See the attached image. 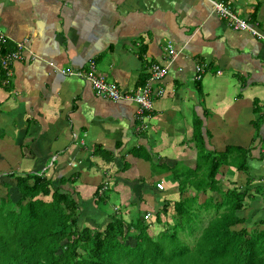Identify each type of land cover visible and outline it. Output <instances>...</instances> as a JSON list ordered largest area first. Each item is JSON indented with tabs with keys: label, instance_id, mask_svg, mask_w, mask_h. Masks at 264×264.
<instances>
[{
	"label": "crops",
	"instance_id": "obj_1",
	"mask_svg": "<svg viewBox=\"0 0 264 264\" xmlns=\"http://www.w3.org/2000/svg\"><path fill=\"white\" fill-rule=\"evenodd\" d=\"M230 1L239 17L264 29V0ZM0 30L7 46L23 41L25 47L6 85L0 67V169L37 171L55 183L64 178L58 185L75 191L88 210L96 188L102 200L92 202L98 209L110 194L134 203L139 198L140 205L147 192L155 195L150 180L170 174L150 169L141 155L158 167L175 161L193 167L198 119L208 148L251 147L249 184L231 166L220 174L236 189H248L241 217L249 220L251 207L264 213V119L254 138L251 111L254 100L264 112V44L230 29L207 0H0ZM166 43L179 52L159 83L162 95L141 122L133 102L96 97L87 81L47 64L93 65L106 81L132 90L150 63L162 61ZM195 64L204 68L200 92ZM146 201L147 207L156 202Z\"/></svg>",
	"mask_w": 264,
	"mask_h": 264
},
{
	"label": "trees",
	"instance_id": "obj_2",
	"mask_svg": "<svg viewBox=\"0 0 264 264\" xmlns=\"http://www.w3.org/2000/svg\"><path fill=\"white\" fill-rule=\"evenodd\" d=\"M3 47L2 51L12 48L7 40ZM194 82L200 92L198 81ZM243 86L240 84V88ZM259 107L252 100L254 138L264 123V112ZM193 130V167L182 164L176 172V161L170 167L162 166L161 172L169 171L170 179L176 182L177 193L152 214L154 226H161L153 235L148 232L151 221L146 222L138 209L139 198L127 218L114 211L101 222L98 215L94 220L92 212L84 210L86 205L75 191L59 186L64 178L55 183L37 171L15 175L17 200L11 201L7 191L0 196V264H264V213H254L262 214L257 221L254 216L249 220L241 217L248 189L222 188L216 178L231 166L246 173L245 182L249 184L247 161L251 147L225 145L213 150L204 145L198 119ZM141 156L153 170L155 165L148 154ZM1 174L12 176L10 171ZM8 186L4 184L6 189ZM207 192H214L216 198ZM200 193L205 196L198 201ZM100 198L96 188L91 201ZM201 213L211 215L200 227ZM161 215L171 221L161 219ZM179 233L191 242L184 243Z\"/></svg>",
	"mask_w": 264,
	"mask_h": 264
},
{
	"label": "built area",
	"instance_id": "obj_3",
	"mask_svg": "<svg viewBox=\"0 0 264 264\" xmlns=\"http://www.w3.org/2000/svg\"><path fill=\"white\" fill-rule=\"evenodd\" d=\"M211 4L212 11L215 15L224 20L226 25L232 30L245 31L253 38L264 44V29L258 23L250 18L239 17L231 7L230 0H207ZM6 42V36L0 30V67L3 71L4 78L2 84L6 85L12 75L11 64L14 61L24 59L23 41L14 43V46L9 50H3V45ZM178 49H175L170 43L163 46V57L161 62H152L148 68V75L142 85L134 87L132 90L122 91L116 84L108 82L105 78L94 70L93 65H89L88 69L82 70L78 68H57L52 63H47L55 71L63 76H72L81 78L87 81L96 97L106 99L112 102L116 101H131L135 104V119L142 121L143 115L150 112L153 107V100L163 93L162 79L166 76L170 65L178 54ZM31 59L35 55H30ZM204 72V68L200 64L194 65V80H199ZM104 186L102 187V189ZM101 192V189L98 190ZM148 214H144L147 218Z\"/></svg>",
	"mask_w": 264,
	"mask_h": 264
},
{
	"label": "rangeland",
	"instance_id": "obj_4",
	"mask_svg": "<svg viewBox=\"0 0 264 264\" xmlns=\"http://www.w3.org/2000/svg\"><path fill=\"white\" fill-rule=\"evenodd\" d=\"M107 62H108V59H105V60L102 61V64L103 65H106ZM95 71H97L98 73H101L97 69H95ZM22 152H23V150H22ZM4 159H6V158H4ZM176 163H177V165H176L175 168H173V170L175 169L176 172H179L181 170V168H182V164L179 161H176ZM3 168L4 169H0V196L5 195V193L7 191L8 192V195L10 197V200L11 201H15L18 198V192H17V190L13 186V184H14V177H15V175L21 174V173H19L16 170V169H19L18 167L13 168V169H11L10 167H8V168L3 167ZM154 168L158 169V171H160L159 173H163V172H161V170H163V168L161 166H159V167L158 166H155ZM5 171L12 172V176H5V175L1 174V173H4ZM14 172H16V173L14 174ZM31 172H34V171H31ZM242 173L244 175L246 174L244 172H242ZM168 175L169 174L166 173V175L163 176V177H160V178H157V179H154V180H150L151 185H152L151 187L155 191V193H154L155 195L154 196H151L150 193L147 192L145 194V196H144L145 197V202L143 204L140 203V205H138V209L140 210V213L141 214H145L147 212L149 214L147 216V219H145V221L146 222L147 221H151V224L148 226V232L150 234H152V235L155 234L156 232H158L159 229H161L160 224L156 225V227L154 226L155 224L153 223L152 214L159 207V204L160 203H162L163 201L169 200V199L172 200V198H175V196H176V191H177L176 190V183L172 179H170ZM216 178L219 179V183H220V186L222 188H231V187H234V186L231 185V183H229V181H227L228 182L227 183V182H225L223 180V175L222 174L218 173L216 175ZM256 179H257V177H256ZM29 182H31V180H29ZM5 183H7L9 185L8 186L9 189H6L4 187V184ZM108 191L114 192L113 191V187L112 186H108ZM131 194H132V192H131ZM207 194H211L215 198L217 196L215 193H209V192H207L206 195ZM113 196H114V194H110V196H109V199L110 200H108L107 202H104V203H100V205H99L100 211L97 210L98 207L95 204H93V202L91 201V199L88 201V204H90L89 206L92 207V209H94V210H92V209H89L88 210L87 209V211H92L91 214H92V218L94 220H96V218H94L96 215H98L100 217H103L104 215H101V213H105V215H113L114 214V211H115V212H117V215L121 216L122 218H127L128 215L132 213L131 209H132L133 206L131 204L134 203V201L129 200L128 197L122 199L119 196L117 197V200L116 199H111V197H113ZM155 196H157V197H155ZM203 197H204V195L200 193L199 196H198V199L201 200ZM47 198H48V196H47ZM152 198H153L154 201H156L155 204H152L150 207H147L148 204H147V201L146 200H150ZM42 199H44V198H42ZM113 204L115 205L113 207L115 210L114 209L112 210V205ZM249 204H251V203L249 202ZM86 208H88V206H85L84 210ZM12 209L16 210L15 209V206H12ZM127 209H129V210H127ZM244 213L245 212L243 211V214ZM247 213H248L247 216L250 215V216H254L256 218V219L255 218L253 219L254 221H257L262 216V214H260L259 216H255L254 215L255 210L252 209V207H251L250 211L247 212ZM210 215L211 214H206V213H201L200 214V219H201L200 224H199L200 227L203 226L207 222V219L210 217ZM82 219H84V218L81 217V220ZM143 219H144V217H143ZM161 219L167 220V222H170L171 221V219L168 218L165 215H161ZM99 221L103 222V218L102 219H99ZM252 225L253 224L251 223L250 226H252ZM256 226L259 227L260 225L256 223ZM196 233H197V231H195V234ZM179 237L181 238V240L184 243L189 244V242H191V240H189L188 238H184L182 233H179Z\"/></svg>",
	"mask_w": 264,
	"mask_h": 264
},
{
	"label": "clouds",
	"instance_id": "obj_5",
	"mask_svg": "<svg viewBox=\"0 0 264 264\" xmlns=\"http://www.w3.org/2000/svg\"><path fill=\"white\" fill-rule=\"evenodd\" d=\"M95 70V69H94ZM97 72V71H96ZM98 73V72H97ZM195 81V80H194ZM198 81V80H197ZM151 111V110H150ZM102 186H104V185H102ZM146 214V213H145ZM148 214V213H147ZM149 215V214H148ZM143 217H144V215H143ZM144 219H146V218H144Z\"/></svg>",
	"mask_w": 264,
	"mask_h": 264
}]
</instances>
